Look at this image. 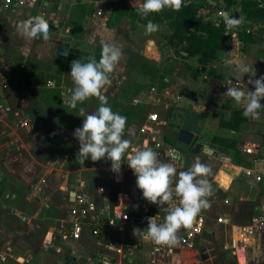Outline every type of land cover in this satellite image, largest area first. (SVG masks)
I'll return each instance as SVG.
<instances>
[{
    "label": "crops",
    "instance_id": "crops-1",
    "mask_svg": "<svg viewBox=\"0 0 264 264\" xmlns=\"http://www.w3.org/2000/svg\"><path fill=\"white\" fill-rule=\"evenodd\" d=\"M164 1L168 3L166 0ZM191 1L200 3L197 15L198 20L218 23L217 13L220 12L223 17V13L227 12L228 18L231 17L237 25L231 27L230 38L227 44L220 50L218 57L207 65H199L194 58H183L176 54L174 49L168 45L172 51L170 54L171 58L167 60L168 62L173 61L177 56L185 68H188L187 65H190L192 69H198L201 75H197L196 78L185 76L183 79H176V81L174 76L170 80L167 79L169 85L165 88L167 92L163 93L162 99L167 106L171 102L174 103L175 107L204 114V120L199 122L200 135L212 143V138L214 137L228 138L236 141V147L239 151L237 156L234 157L232 155V150H227V153L216 150L212 155H208L203 153L202 150L198 153H193L189 149L185 153V158L182 162L181 160H177V152L173 157H169L165 153L151 159L146 166L134 167L135 170H119V177L115 176L114 181L119 183L117 185L121 188L132 190L130 192L131 195L120 193L118 200L114 194L107 190L101 194L95 191L94 193L92 192V195L98 201H109L112 204L120 206L127 205L138 208L137 205L142 197L141 192L144 188V183L153 177H159L162 181L159 187V194L161 196L167 187L174 186L181 192V197L186 208L198 210L205 218L202 232L196 237L194 247H174L173 254L167 258L169 264H195L196 256L199 252L196 247L197 243L203 239L202 235L206 233L210 236H220L223 248L229 249L237 262H240L237 252L240 249L243 251V249H234L231 245L234 230L239 225H234L231 222L228 206L233 207L237 202L234 197L232 198L231 193H235V187L239 183L248 185L249 183L254 184L257 181L254 177L245 176L244 170L246 169L244 166L250 165V167L255 169V174L261 176V180L257 181L258 183L264 181L263 165L255 162L253 156L241 151L243 142L249 141L264 144V122H262L264 117L257 119V116L251 111L248 102L242 101V96L244 95L249 98V101L252 97H255L258 101L264 99L263 90L249 88L245 84V78L251 64L257 60L264 59V21L248 23L241 20L238 6L235 7L236 10H232L231 12L226 11L223 0H205L211 4L210 8H213V11L204 7V0ZM103 2V0H37L35 6L32 7V11L35 12L33 19L27 17V13L24 12L25 10L22 11L23 9L28 10L30 7L19 8L21 10L16 11H19V14H22L20 11L24 12L23 15L21 17L14 15L12 18L13 22L7 24V26H2L0 31H2L1 33H3L6 39V44L11 41L12 47H16V50L19 47H24L29 51H33L35 54L33 61H39L45 56L52 60H55V57L65 59L63 60L64 64L67 63V66L69 65L76 71V79L80 78L77 75L82 63L97 61L98 50L100 51L99 54L103 55V57H100L102 63L109 64V61L105 59L106 57L109 59L113 58L112 60L115 62L117 60L116 56L121 58L119 59L121 62L128 58L127 56L130 53L129 48L132 45L137 46V43H139L137 50L143 61L146 59L145 61L154 62L157 69H161L162 67L159 65V62L163 58L159 55V44L162 45L164 41L167 43L169 29L166 23L159 21L144 24L131 12L134 8H142L144 0H136V6L134 7L131 5L133 0H126V2L122 0L118 2L119 7L108 3L106 4L108 16L97 17L94 13L95 8ZM109 8L112 10L109 11ZM216 10H218L217 13ZM8 14L9 12H6V8L0 5V17L5 16L7 18ZM111 14L113 15L112 20L108 19L109 15L110 17L112 16ZM45 19H51L52 26L60 32L64 28L61 37L53 39L51 35H43L40 41H37L39 39L37 33L38 21ZM15 20H18V23L14 22ZM243 30L251 34L252 41L241 42L238 40V33ZM161 36L163 39H161ZM133 37H136L138 42L133 40ZM61 44H65L69 48L68 54L64 57L59 56L57 53L58 47ZM47 65H49L48 69L51 68L52 70L50 62ZM90 66L91 64L89 65V69ZM210 67L214 70L213 75H208L206 71ZM91 68L95 69L96 67L92 65ZM84 74L86 73H82V76H85ZM137 74L136 77L139 76L136 79L138 82L141 81L140 78L142 79V77L147 75L142 70ZM9 76L10 80L7 79L5 84L6 89L0 87V90L1 96L6 100L7 108L13 117L9 118L7 110L4 108V111L3 107H1L0 120H2L1 110L5 112L10 122L15 123L14 125H17L16 121L19 116L28 113L33 107H39L40 111L46 109L49 113L54 111L49 107L47 98L41 97L40 91H38V96L36 94L34 96L33 88L36 86L37 81L34 84H28L24 79L21 81L17 79L16 73H12ZM61 77L62 81L56 87L51 83V85L45 86L46 88H42L46 89L47 96L51 98H55L56 96V100L60 106L73 107L75 103L70 98L72 84L64 81L66 79L65 73ZM34 78L38 79L37 76H34ZM88 78L90 80V76ZM38 81L40 83L44 82L42 78H39ZM240 85L243 88H239ZM114 90L116 95L124 100L126 94L118 87ZM128 93L132 96L130 104L133 106L142 105L148 107L150 99L154 98L153 95L148 94L141 86ZM88 94L100 96L94 87L88 88ZM235 97H238L240 102L242 101L240 105L238 99ZM212 99H216V101ZM117 102H120V100H117ZM89 104L86 99L85 101L83 100L82 105L84 107L89 108ZM223 106H226L227 113L224 115L225 118H218V125L212 136L206 135L202 128L203 122L210 115H212L214 121L216 114L219 111L225 110L222 108ZM111 108L116 109L117 107L111 105L109 109ZM109 109L107 106L104 108L107 111H110ZM235 111L247 112V119L239 126L238 130L219 125L220 120H229ZM160 112L163 113L164 111L161 110ZM31 114L30 112L27 118H22L26 119L24 124L22 123L26 125V130L22 128L19 130L21 133H17L15 128L8 124L11 130L0 135V264H81V262L85 264L88 259L97 256H105L111 264H160V255H155L157 258L156 262L151 261L154 257L152 251L155 242L162 245H166V243L175 245L177 239L188 230L192 219L190 217L178 219L168 211H161L159 231H154L145 222H141L139 225L117 226L97 236H92L89 228H86L79 240L70 239L64 234L61 227L68 224V211L78 189H75V184L65 186L63 175L59 172L57 175L51 170L49 171L52 167H49L47 162H43V159L47 156L42 153H40V156H37L35 153L37 148L41 147L42 144H50L51 141L49 139L51 138L44 137L39 140L33 138L32 135H34L37 125ZM19 119L22 120L21 118ZM163 122L164 124H161L164 126L165 121ZM62 126L61 123H57V127ZM261 131L262 135L259 134ZM52 133L54 131L47 130L49 136H52ZM167 133L171 137L176 134L174 130H168ZM54 141L57 142L59 140L54 139ZM36 142L40 143L39 146L34 145ZM164 142L165 147L173 146L174 144V141L172 144L168 141ZM217 146L220 147L219 145ZM39 149L41 151L44 150L43 148ZM74 150L71 153L72 155ZM55 154L54 158H57V160L62 156L66 159L68 158L66 156H71V154L63 155L58 150ZM73 158L75 159L72 161H77L78 156L73 155ZM203 158L219 162L218 168L215 169V174L212 173V175L214 174V179H210V181L212 180L223 193L226 192L225 194H228V198L224 199V197H220L217 194L209 193L207 197L205 196L206 201L199 203L200 199L197 200L193 192H191L192 189L198 192L203 189L207 190V186L209 185L208 182L201 180L202 175H204L201 170H193L195 163L203 161ZM1 164L7 165V168L3 170ZM175 173H179L183 177L186 174L193 176L194 179L191 180L192 189H189V181L185 180V183L181 185L176 180V177H173ZM127 175H129L130 180H127ZM184 186L185 190L183 192L180 188ZM187 195H190L193 201L192 204H186L185 199ZM161 196L159 197L162 200ZM209 199L211 203H214V200H216L217 211L221 212L213 218L207 216L205 211L200 208L201 205L204 206L206 203H209ZM224 200H228V203H225ZM62 207H67L66 217L62 220H58L57 217L49 213V210H52L56 214L62 210ZM140 212L139 210V214ZM219 217L223 218L222 223L217 222V218ZM57 222L60 223L57 230H54L56 227L46 229L47 226H52ZM40 229L42 233L39 232ZM34 237H37V240ZM33 239L37 241L35 244H40L42 239L50 240L51 245L46 249L36 250L32 247L34 245ZM88 239L91 241L90 244L89 242L84 243ZM107 244L111 248H107ZM78 248L80 250H77ZM69 249L73 252H68L67 250ZM81 250L89 251L87 257H81L83 255ZM79 251H81L80 254ZM248 251H251L252 255L258 258L259 264H264L262 238L257 235L253 236L250 245L246 248V251H243V254ZM244 260L246 261L245 256Z\"/></svg>",
    "mask_w": 264,
    "mask_h": 264
},
{
    "label": "rangeland",
    "instance_id": "rangeland-1",
    "mask_svg": "<svg viewBox=\"0 0 264 264\" xmlns=\"http://www.w3.org/2000/svg\"><path fill=\"white\" fill-rule=\"evenodd\" d=\"M103 1L104 2L100 6H96L94 12L95 16L100 18L108 16L106 4L111 3L119 7L118 2L122 0ZM124 1L126 2V0ZM135 4L136 0H133L131 4L132 7L136 6ZM198 4L200 5V3ZM203 5L207 9L212 11L214 10L213 8H210L211 4L205 0ZM16 10L21 9L12 8L11 6L6 8V12H9V14L7 18H5V16L0 17V29L2 26H7V24L13 22L12 18L14 15L16 17H21V15H23L25 12L27 13L28 18H34L33 14L35 15V12L32 11L33 8H29L28 10L23 9L22 11L25 10L24 12L20 11L22 14H19V11ZM101 10L102 15H97L98 11ZM217 11L218 10H216V13ZM217 14L218 20L220 21L221 13L219 12ZM112 18L113 15L111 17L109 15L108 19L112 20ZM14 22L18 23V20H15ZM51 23V19L38 21L37 33L39 35V39L37 41H40V38L43 35H51L53 39L61 37L64 28L62 32H60L54 28ZM110 24H112V22H110ZM1 32L2 31H0V87L6 89L5 84L7 79L10 77L9 75L12 73H16L17 79H20V81L24 79L28 84H34L37 81L39 86L36 84V86L33 88L34 96L35 94L38 96V91H40L41 97L47 98V102L49 101V107L54 110L52 113H49L46 109L40 111L39 107H33L28 113L19 116L21 119L24 117L27 118L28 115H30V112L32 113L31 115H33V120L36 121L35 124L37 125L34 135L30 133L34 139L39 140L44 137L51 138L49 139V141H51L50 144H42L41 147L37 148L35 151L37 156H40V153L47 156L45 159H43V162H47L48 166L52 167V169H49V171L51 170L57 175L59 172L63 175L65 186L75 184V189L84 187L87 188L91 193H94L95 191L98 192L99 187H103L104 191L107 190L114 194L117 200L120 193L131 195L130 192H132V190H129V188H121L118 186L119 183L114 181V179L115 176L119 177L121 170H135L134 167L141 165L146 166L148 164L143 163L141 153L139 151H135V148L143 144L142 139H145V136L148 138L147 135L143 134L142 136L140 134V125L145 123L156 127L158 129V133L155 134V136L158 139L162 138L164 141H168L172 144L175 139V134L171 137L170 135H167L169 134L167 132L168 130H174L176 132V129L169 123L171 110L175 106L174 103L171 102L168 106L165 105V101L162 99L163 93L167 92L165 88L169 85L167 79L170 80L172 76H174L175 81L176 79H183L185 76H188V78L189 76L196 78L197 76L194 77L192 75V73L194 74L195 72H191L189 68H185V66L180 63V58L177 56L173 61L168 62L167 60L171 58L170 54L172 51L170 50L168 44L164 41L162 45L159 44V55L161 58H163L160 59L161 62H159V65L162 67L161 69H157V66L154 64V62L151 63L149 60L145 61L146 59L143 61V58L138 53L137 49L139 48V43H137V46L132 45L129 48L130 53L127 56L128 58L121 62L119 60L121 58L116 56L115 58L117 60H115V62L112 60L113 58L109 59L106 57L105 59H107L106 61H109V64L102 63L100 57H103V55L99 54L100 51L98 50L97 61L82 63L77 75V77L80 76V78L76 79V71H74L69 65L67 66V63L64 64L63 60L65 59L55 57V60H52L51 58L49 59L45 56L39 61H33L35 58L33 51H29L24 47H19V49L16 50V47H12L10 43L11 41L6 44V39ZM161 39H163L162 36ZM133 40L138 42L136 37H133ZM152 54L154 55V53ZM110 60H112V62H110ZM49 62L50 66H52V70L51 68L48 69L49 65H47V63ZM90 64L96 68L92 69L90 66L89 69ZM211 68L212 67L206 70L208 75L214 74V66L212 69ZM140 70L144 71L147 75L142 77V79L140 78L141 81L138 82L136 79H138L139 76L136 77V75H138L137 73L140 72ZM196 71H198V76L201 75V72L198 69H196ZM63 73H65L66 78L64 81L72 84L70 98L74 100L75 106L73 107L60 106L56 100V96L55 98L47 96L48 94L46 89L42 88L47 86L46 83H48L47 81L49 80H51L50 82L53 83L52 85L56 87L59 83H61V76ZM82 73H86L84 74L85 76H82ZM34 76H37L38 79L42 78L44 82L40 83L38 79L34 78ZM88 76H90V80ZM140 86L143 87L148 92V94L153 95L154 97L150 99V104L148 107H144L142 105L133 106L130 104L132 96L128 92H131V90ZM241 86L242 85H240L239 88H243ZM92 87H94L97 92H99L100 96L97 97L88 94V88L91 89ZM116 87L126 94L124 96V100L120 99L119 96L116 95L114 90ZM235 98L238 99L239 105L242 101L248 102L251 111L257 116V119L264 117L263 98L262 101H258L255 99V97H252V99L249 101V98L244 95L242 96L241 102L238 97ZM85 99L88 104L90 103L89 108H86L84 105H82L83 100L85 101ZM117 100H120V102H117ZM212 100L216 101V99ZM111 105H115L117 108H111V110L109 109V106ZM105 106H107L110 111L104 110ZM1 107L2 106L0 105V109ZM222 108L225 110L219 111L216 114L214 121L212 115H210L207 116L208 118L205 122H203L202 128L206 135L212 136L215 132L216 126L218 125V118H225L224 115L227 113L226 106H223ZM35 110L37 111L35 112ZM161 110L164 112L161 113ZM1 113L2 120H0V135L11 130L9 125L13 126L17 133H21L19 130L22 128H24L23 130H26V125H23L26 119L20 120L17 118V125H14L15 123L10 122V120L5 115V112L1 110ZM151 113H157L160 117L159 119L161 121H165V125H153V123H149L148 115ZM58 122L63 126L57 127ZM262 122H264V118L262 119ZM47 130L54 131L52 136L47 134ZM259 134L262 135V131L259 132ZM54 139L59 141L56 142ZM148 141L150 142L151 140L148 139ZM39 144V142L34 143L36 146H39ZM39 148H43L44 150L41 151ZM74 149L78 150L79 152L77 161H72L70 158L66 159L63 156L58 160L57 158H54L56 156L55 152L57 150L58 152H61V154L65 155L71 154ZM218 164L219 162L215 160L213 161L208 158H203V161H199L194 165L195 168H193V170H201L203 172L204 175H202L201 180L208 182L209 185L207 186V190L203 189L202 191L198 192L192 189L191 180H193L194 177L189 174H186L183 177L180 176L179 173H175V176L173 177H176V180L181 183V185L185 183V180L189 181V189H192L191 192H193V195H195L197 200L200 199L199 203H204L206 201L205 196L207 197L209 193L217 194L220 197H224V199H226L228 198V194H225L226 192L223 193L217 187V185L212 182L216 172L215 169L218 168ZM244 167L246 169L244 170L245 176L255 178V169L250 167V165ZM1 168L5 170L7 165L1 164ZM212 173L214 174L212 175ZM210 179L212 180L210 181ZM127 180H130L129 175H127ZM70 190L72 189L70 188ZM180 190L184 192L185 186L183 188L181 187ZM235 190V193L232 192L231 194L232 198L234 197L237 202L233 207L228 206L229 218L234 225L244 226L249 224L252 218L257 216L258 209L264 205V181L260 183L256 181V183H249L248 185L239 183L238 186L235 187ZM185 201L188 205L192 204L193 202L190 195L186 196ZM208 201L209 203H206L204 206L201 205L200 208L201 210L205 211L207 216L211 218L216 217V215L221 213L220 211H217L216 200H214V203H211L210 199ZM66 210L67 207H62V210L56 214L53 213L52 210H49V213L52 216L57 217L58 220H62L66 217ZM59 224L60 223L57 222L54 224L55 226H47L46 229L56 227L54 230H57L60 226ZM39 232H41V229ZM60 232L62 233L61 230ZM202 236L203 239L199 241L196 246L199 252L197 253L195 264H259L258 258L252 255L251 251L243 254V251H246V249H243V251L241 249L238 250L237 255L240 262H237L234 255L231 254V251L229 249L226 250L223 248L222 239L220 236H210L208 233ZM34 239L37 240V237H34ZM34 239V245H32V247L36 250L43 249L42 244L47 240L42 239L40 244H35L37 241ZM85 242H89L90 244L91 241L88 239L84 241V243ZM77 250H80V248ZM67 251L73 252L70 249ZM81 251H79V254ZM82 252L83 255H81V257H87L89 251L86 250ZM244 256L246 261L244 260ZM82 263L83 262H81V264Z\"/></svg>",
    "mask_w": 264,
    "mask_h": 264
},
{
    "label": "built area",
    "instance_id": "built-area-1",
    "mask_svg": "<svg viewBox=\"0 0 264 264\" xmlns=\"http://www.w3.org/2000/svg\"><path fill=\"white\" fill-rule=\"evenodd\" d=\"M37 0H0V5L7 8H24L34 7ZM109 11L112 9L109 8ZM97 15H102V10L98 11ZM248 32V31H247ZM53 84V83H52ZM245 84L250 88H255L264 91V59H260L251 64L249 72L246 76ZM47 85H51L48 82ZM157 113H151L148 115V122L154 124H164L159 119ZM140 134L147 135L148 138L142 139L143 144L135 148V151H139L142 155L143 163L147 164L151 159L158 157L162 154H168L169 157L175 156L177 152L174 146H164L165 142L162 138L158 139L155 134L158 133V129L148 124L140 125ZM148 139L151 141L149 142ZM241 151L245 154L253 156V160L263 165L264 167V144L257 142H243L241 145ZM78 150H74L73 155L78 156ZM73 155L66 156L72 160ZM255 179L261 180V176L256 174ZM161 179L159 177H153L144 183L142 189V197L138 203V208L112 204L109 201H98L87 188H79L73 198V203L69 208L68 215L69 220L67 225H63L61 228L64 234H66L72 240H79L83 231L89 228L92 236H97L103 232L108 231L111 228L124 225H139L141 222H145L154 231H159L160 212L168 211L178 219H185L190 217L192 223H190L188 230L180 236L176 244L166 243V245L158 244L155 242L153 247V259L152 262H156L155 255H160V264H169L167 260L173 254L174 247H186L193 248L195 240L198 235L201 234L205 218L194 208H186L181 197V192L174 186H169L163 191V195L159 194V187L161 186ZM98 193H104L103 187H99ZM125 196V195H124ZM162 197V200L160 197ZM228 203V200H224ZM139 210L141 211L139 214ZM218 223L223 222V218H217ZM259 236L263 240V252H264V205L259 209L257 216L252 218L251 222L244 226H237L234 230V236L231 240V245L234 249L242 248L246 249L253 236ZM51 245V241L47 240L42 244L43 249H46ZM107 248H111L110 245H106ZM85 264H111L105 256H97L88 259Z\"/></svg>",
    "mask_w": 264,
    "mask_h": 264
},
{
    "label": "trees",
    "instance_id": "trees-1",
    "mask_svg": "<svg viewBox=\"0 0 264 264\" xmlns=\"http://www.w3.org/2000/svg\"><path fill=\"white\" fill-rule=\"evenodd\" d=\"M189 1V2H188ZM226 11L236 10L238 6L241 20L254 23L264 20L263 0H223ZM200 5L191 0H174L166 3L164 0H144L142 8L131 10L144 24L164 21L169 29L167 43L176 54L183 58H194L201 66L215 60L222 47L227 44L231 27L237 25L232 18H223L218 23L202 22L197 19ZM241 42L252 41V36L243 30L238 33ZM183 55H182V53ZM187 67L196 77V68ZM247 119L246 111H235L227 121L220 120L219 125L229 129L238 130ZM213 143L226 150H232L234 157L238 154L236 141L228 138L214 137Z\"/></svg>",
    "mask_w": 264,
    "mask_h": 264
},
{
    "label": "water",
    "instance_id": "water-1",
    "mask_svg": "<svg viewBox=\"0 0 264 264\" xmlns=\"http://www.w3.org/2000/svg\"><path fill=\"white\" fill-rule=\"evenodd\" d=\"M168 3L174 0H166ZM189 2V1H188ZM223 18H228V13H223ZM68 46L61 44L58 47L57 53L59 56H66L68 54ZM0 103L3 108L7 110V115L12 118L11 112L7 108L6 100L1 96L0 90ZM205 118L204 114L185 110L179 107H174L171 110L169 117V123L176 129L174 148L177 151V160L183 162L185 158V153L191 149L193 153H198L202 150L203 153L212 155L214 151L226 152L227 150L218 147L216 144L210 142L207 138L200 135V125L199 122L203 121Z\"/></svg>",
    "mask_w": 264,
    "mask_h": 264
}]
</instances>
